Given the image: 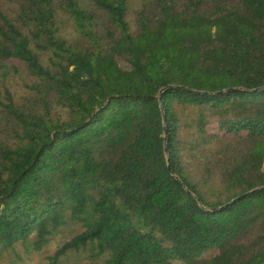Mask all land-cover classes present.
<instances>
[{
    "label": "trees",
    "instance_id": "16d2710c",
    "mask_svg": "<svg viewBox=\"0 0 264 264\" xmlns=\"http://www.w3.org/2000/svg\"><path fill=\"white\" fill-rule=\"evenodd\" d=\"M5 1L0 264H264V0Z\"/></svg>",
    "mask_w": 264,
    "mask_h": 264
},
{
    "label": "rangeland",
    "instance_id": "374dc122",
    "mask_svg": "<svg viewBox=\"0 0 264 264\" xmlns=\"http://www.w3.org/2000/svg\"><path fill=\"white\" fill-rule=\"evenodd\" d=\"M6 2L5 0H3ZM88 1V0H83ZM18 67H20L18 65ZM29 81L27 74L20 68L18 71L12 72L8 82L10 89L15 95L20 96L24 94L26 85L25 83ZM79 229V224L75 222H70L62 227L61 235L57 240L49 242L41 251L32 252L30 255L23 254L21 258H16L8 255L5 260L2 261L3 264H51L48 255L55 251L58 243L63 239V237L75 233ZM212 253V250L207 249L203 252L204 256ZM101 259V257L99 258ZM91 261L89 251L80 250L74 251L70 250L66 254L62 255L58 260L57 264H88Z\"/></svg>",
    "mask_w": 264,
    "mask_h": 264
}]
</instances>
